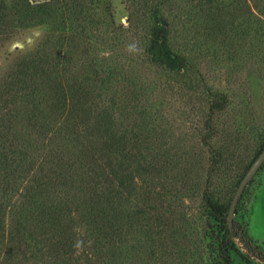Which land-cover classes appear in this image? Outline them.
<instances>
[{
	"label": "rangeland",
	"instance_id": "rangeland-1",
	"mask_svg": "<svg viewBox=\"0 0 264 264\" xmlns=\"http://www.w3.org/2000/svg\"><path fill=\"white\" fill-rule=\"evenodd\" d=\"M63 2L57 22L20 2L0 28V79L26 58L38 97L0 100V264H225V211L264 148V0ZM153 11L179 71L149 61ZM37 62L84 131L51 114ZM233 222L264 252V162ZM57 227L72 258L41 254ZM227 250L264 264L236 238Z\"/></svg>",
	"mask_w": 264,
	"mask_h": 264
},
{
	"label": "trees",
	"instance_id": "trees-1",
	"mask_svg": "<svg viewBox=\"0 0 264 264\" xmlns=\"http://www.w3.org/2000/svg\"><path fill=\"white\" fill-rule=\"evenodd\" d=\"M0 0V28L6 23L5 19L7 17V13L10 14V17H13V9L20 5L22 2V11L29 12V11H37L43 14L47 19L50 21L57 22L59 19L58 17L63 16V10L65 9V3L63 0H42L40 2L30 3L28 0ZM64 6V7H63ZM153 22L149 25L148 28V38L146 44V52L148 53L149 61L152 64L163 66L168 70L171 71H179L184 68L185 61L182 57L175 55L171 48L169 47V31H168V23L164 17L161 15H157L156 11L152 12ZM30 57V56H28ZM25 59L23 58L20 60L16 65V71L14 73L8 72L5 75V79L2 81L3 87H0V100L3 96H13L17 92L28 91L24 93L26 96L33 97V100H36L37 97V89L30 81H26L23 79L25 77V73L22 70H19V67L25 66ZM32 70L33 76H36L37 79L40 81L39 84H52L51 87V94L55 98L56 102L54 103L53 107L50 109L51 114L59 113L62 115L64 120V125H73L77 126V129L84 131L85 129V118L83 113L74 107L76 104L73 100L68 101H61L57 97L58 95V88L55 84V73L56 71L45 62H37L35 65L30 66ZM2 91H4L2 93ZM103 178V177H102ZM98 210H94L92 219L99 218V215L96 214ZM228 212L225 211V213ZM219 216H222V211L219 212ZM101 218V217H100ZM67 221V219L65 220ZM239 225L235 224L234 222L228 226V222L225 220L224 226V240L221 244V250L223 253V259L225 264H229V254L227 250V244L232 239H238L242 242L246 249L249 252H252L253 255H262L264 254L263 251L260 250L259 246L254 244L250 237L244 231H238ZM51 230L46 231L48 234ZM50 243L45 242L41 247V254L51 255L56 258H72V249H71V241L65 237V229L57 227L56 232L52 233ZM88 245L86 250H89ZM59 250H63L59 253ZM70 250V251H66ZM40 251V250H39ZM90 252V251H88Z\"/></svg>",
	"mask_w": 264,
	"mask_h": 264
},
{
	"label": "water",
	"instance_id": "water-1",
	"mask_svg": "<svg viewBox=\"0 0 264 264\" xmlns=\"http://www.w3.org/2000/svg\"><path fill=\"white\" fill-rule=\"evenodd\" d=\"M263 162H264V148L260 151L258 156L255 158V160L249 166V168L247 169L246 173L244 174V176L242 177L241 181L239 182V184L236 188V191L232 197V200L230 202L228 212H227L228 226H230L232 223V217L234 214V210L236 208V204L239 200V197H240L244 187L246 186L248 181L254 176V174L257 172V170L260 168V166L263 164Z\"/></svg>",
	"mask_w": 264,
	"mask_h": 264
}]
</instances>
